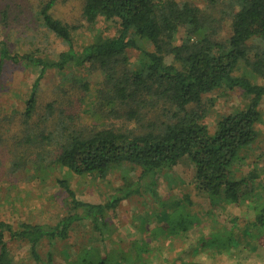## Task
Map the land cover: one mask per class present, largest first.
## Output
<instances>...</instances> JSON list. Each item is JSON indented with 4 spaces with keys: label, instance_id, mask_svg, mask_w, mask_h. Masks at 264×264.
I'll use <instances>...</instances> for the list:
<instances>
[{
    "label": "rangeland",
    "instance_id": "374dc122",
    "mask_svg": "<svg viewBox=\"0 0 264 264\" xmlns=\"http://www.w3.org/2000/svg\"><path fill=\"white\" fill-rule=\"evenodd\" d=\"M198 7L217 20L218 40L226 42L231 30L229 0H175ZM53 2L51 16L74 27L71 39L80 52L97 36L112 37L117 25L102 19L94 25L82 16L84 0H0V42L12 55H29L56 61L67 45L49 32L39 17L47 3ZM184 33L177 36V43ZM139 45L153 51L152 46ZM259 52L264 46L254 43ZM253 54L251 55V57ZM128 69L136 68L139 51L126 52ZM254 60V58H253ZM169 61V60H168ZM40 75V68L24 62L6 61L0 75V221L14 227L20 223L54 225L67 215L70 202L59 181H66L80 201L105 204L126 185L142 192L131 195L106 212L112 237L104 242L93 233L87 221L75 224L66 241L56 244L55 263L74 264L78 255L91 249L114 264H264V234L250 226L253 203L264 200V99L259 106L261 121L255 126L257 139L239 154L232 169V180H245L235 204L218 203L200 192L194 180L191 160L183 158L175 167L164 170L157 185L146 191L148 180H139L141 170L128 163L115 166L106 178L75 176L55 163L63 135L70 131L90 133L114 129L144 133L153 121L167 118L162 104L145 98V108L130 103L117 106L114 113L107 101L111 87L97 67L48 69L35 90L36 106L30 118L24 116L25 102ZM245 75L253 84L264 87V77L254 75L240 64L234 76ZM250 99L239 89H219L204 95L200 109L210 135L217 123L249 105ZM152 105V106H151ZM196 109V107H189ZM136 111L141 121L128 120ZM151 177V175L149 176ZM253 177V178H252ZM120 195V194H119ZM7 246L13 264H34L27 245L10 241ZM145 242L150 249L140 262L133 261L134 243ZM47 246L40 248L43 256ZM64 252L70 256L65 261ZM130 258L128 261L120 260Z\"/></svg>",
    "mask_w": 264,
    "mask_h": 264
},
{
    "label": "trees",
    "instance_id": "16d2710c",
    "mask_svg": "<svg viewBox=\"0 0 264 264\" xmlns=\"http://www.w3.org/2000/svg\"><path fill=\"white\" fill-rule=\"evenodd\" d=\"M52 5L49 2L43 6L39 17L44 28L68 47L56 61L12 55L0 42V75L6 61L40 68L25 102L27 119L34 113L35 90L46 70L62 71L85 65L97 66L104 73L111 87L107 104L113 113L117 106L127 107L130 103L145 108L144 99L150 98L151 103L164 106L163 115L167 118L151 122L149 130L141 134L110 128L90 133L70 131L63 135L55 163L75 176L94 175L99 179L106 178L113 167L128 163L141 170L138 182L148 180L146 191L149 192L157 185L161 172L187 157L195 170L197 189L212 198L214 205L237 203L246 181L232 180L231 173L239 154L257 139L255 126L261 121L259 106L264 99V87L253 84L245 75L236 77L234 72L243 64L252 74L264 77V51L259 52L254 45L264 46V0H229L231 30L224 43L217 39V20L186 2L84 0L82 16L86 23L94 25L102 19L116 23L117 28L112 37L97 36L80 52L74 49L71 39L75 28L55 20L50 14ZM182 32L184 36L177 43ZM140 41L152 46L153 51L143 49ZM129 49L139 51L133 70L127 64ZM223 88L241 90L250 102L244 110L223 116L216 132L210 135L203 124L202 98ZM192 106L196 109H189ZM126 118L142 122L136 111L128 112ZM58 184L70 202L67 215L54 225L20 223L14 227L0 221V264H13L7 238L27 245L34 264H56V244L66 241L74 225L80 222L87 221L102 242L110 239L112 230L106 212L143 191L140 185L134 190L131 187L126 190L125 185L111 201L92 204L78 200L66 181ZM252 209L254 218L250 226L264 234V200L253 203ZM44 245L48 251L43 258L39 251ZM132 250L135 263L150 252L145 242L134 243ZM62 255L65 261H70L67 252ZM114 263L115 260L85 249L74 264Z\"/></svg>",
    "mask_w": 264,
    "mask_h": 264
}]
</instances>
